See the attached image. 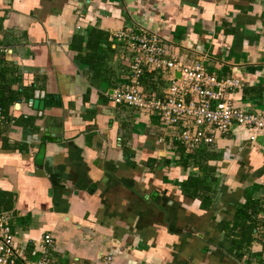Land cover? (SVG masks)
Instances as JSON below:
<instances>
[{
  "label": "crops",
  "instance_id": "0c3cea01",
  "mask_svg": "<svg viewBox=\"0 0 264 264\" xmlns=\"http://www.w3.org/2000/svg\"><path fill=\"white\" fill-rule=\"evenodd\" d=\"M92 27L109 44L101 60L89 53L102 57L106 41L85 46ZM119 29L157 34L167 58L237 79L231 102L264 110V0H0V61L14 71V99L1 113L0 215L16 247L31 259L48 233L56 264H264V235L247 249L232 240L248 223L241 211L264 195V150L233 126L203 146L216 180L188 195L181 182L204 173L191 159L182 166L176 150H193L154 113L110 98L131 74L126 43L112 35ZM167 76L154 71L157 91L139 85L162 96ZM34 98L50 104L39 110ZM255 220L259 235L263 214Z\"/></svg>",
  "mask_w": 264,
  "mask_h": 264
},
{
  "label": "built area",
  "instance_id": "2783aa9c",
  "mask_svg": "<svg viewBox=\"0 0 264 264\" xmlns=\"http://www.w3.org/2000/svg\"><path fill=\"white\" fill-rule=\"evenodd\" d=\"M112 35L126 43L131 74L128 82L112 90L111 100L154 113L158 122L171 130L172 140L182 144L186 151L212 144L215 137L227 133L233 126L247 128L251 143L255 135L264 134V110L254 112L235 106L227 96L239 87L237 79L217 76L199 62L182 64L167 58V50L155 33L119 29ZM1 53L7 50L0 44ZM145 70L168 71L169 83L162 96L142 91L138 79ZM3 121L0 109V124ZM15 241L7 217L0 215V264H56L47 254L46 246L52 241L50 234H43L29 251L32 258L28 260Z\"/></svg>",
  "mask_w": 264,
  "mask_h": 264
},
{
  "label": "trees",
  "instance_id": "16d2710c",
  "mask_svg": "<svg viewBox=\"0 0 264 264\" xmlns=\"http://www.w3.org/2000/svg\"><path fill=\"white\" fill-rule=\"evenodd\" d=\"M102 40L106 41L105 34L99 29L92 27L88 33L85 46L90 50V52L96 51V48L100 45V42H102ZM101 48H102L101 49L102 57L100 55L94 57L93 53H89L90 57L92 56L94 59L101 60L104 55V51L102 52V50L106 51L109 48V44L107 43V41L104 45H101ZM107 52H105V55H107ZM81 59L82 58L79 56V60ZM83 59L85 60V58ZM11 69L12 67H9L7 71V67L3 66V61H0V109H1V113L4 116L7 115L8 107L9 105H11L14 99L7 78V74L14 77V71ZM153 74L154 71H143L139 77V83L141 84L145 92L157 91V87L155 86V83L151 81ZM8 119H10L11 123H13L14 125H20L23 128L26 125L27 126L30 125V121H31L29 117L23 116V117H19L18 119L17 116H14L13 114H10L8 116ZM33 129L35 128L33 127ZM0 139L3 140L2 138ZM176 153L178 154L179 158H181V156H184V158H181V160H179L182 166H186L188 164V160L191 159L192 166H196L198 170L204 173L203 176H200L198 174L187 175L186 178L181 182L182 187L184 188V190L188 195L194 197H201L199 193L201 191H204L205 188H209L207 186V183H203L206 176L209 177L207 178L209 179V182L210 181L213 182L216 180V178L213 175L215 173L216 167L214 165H207V160L213 157L208 154L209 151L204 149V147L197 148L193 150L191 153H187L186 155H182V149L178 148L176 150ZM0 206H1L0 209L1 208L3 209L1 202H0ZM241 213H243L244 218L248 221V223L240 227V231L237 233L239 234L238 238L235 237L232 240H233V244L235 243L238 249L241 248L247 249V247L249 246V244L253 239L259 237L261 240H263L262 237L264 235V218L260 223L261 229L259 230V235H256L257 230L255 228L256 227L255 219H256V215H258L259 213L264 214V195L259 203L256 202V204H252L249 210H246L245 212L241 211ZM260 243L262 245V248H264V242L260 241Z\"/></svg>",
  "mask_w": 264,
  "mask_h": 264
},
{
  "label": "water",
  "instance_id": "95a60500",
  "mask_svg": "<svg viewBox=\"0 0 264 264\" xmlns=\"http://www.w3.org/2000/svg\"><path fill=\"white\" fill-rule=\"evenodd\" d=\"M174 75H175V77L179 76V74L177 72H175ZM31 102H32V106L34 108L37 107L39 110H41L44 105L46 106V105L50 104V101H47V100L45 101V100H43V98H40V99L34 98V99H32ZM46 139H48V137ZM42 140H44V137H42ZM253 141L258 147H260L261 149L264 150V134L261 133V134L255 135ZM43 146H44L43 142H41L39 144L38 151L35 154V160H34L35 163L41 162V159L43 157Z\"/></svg>",
  "mask_w": 264,
  "mask_h": 264
}]
</instances>
